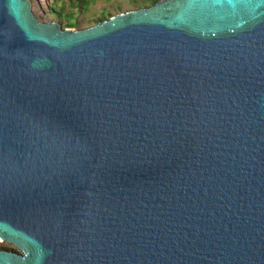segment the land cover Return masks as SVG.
I'll list each match as a JSON object with an SVG mask.
<instances>
[{"label":"water","instance_id":"1","mask_svg":"<svg viewBox=\"0 0 264 264\" xmlns=\"http://www.w3.org/2000/svg\"><path fill=\"white\" fill-rule=\"evenodd\" d=\"M0 240V264H264V0L79 30L0 0Z\"/></svg>","mask_w":264,"mask_h":264},{"label":"rangeland","instance_id":"2","mask_svg":"<svg viewBox=\"0 0 264 264\" xmlns=\"http://www.w3.org/2000/svg\"><path fill=\"white\" fill-rule=\"evenodd\" d=\"M77 0H30L33 14L40 22H56L61 28L79 30L97 24L100 17L104 20L127 11L136 10L152 5L153 0H89L88 3L78 11L75 6ZM61 12L58 15V12ZM73 13L77 19V25L68 27L69 20L66 14ZM102 22V21H101ZM1 248H11L17 251L14 246L0 240Z\"/></svg>","mask_w":264,"mask_h":264},{"label":"trees","instance_id":"3","mask_svg":"<svg viewBox=\"0 0 264 264\" xmlns=\"http://www.w3.org/2000/svg\"><path fill=\"white\" fill-rule=\"evenodd\" d=\"M88 1L89 0H77L76 1V4H75V6L77 7V9H78V11H81V9L84 7V9H85V6H86V4L88 3ZM158 0H153L152 1V4H154V3H156ZM60 11L58 12V15H60ZM62 15V14H61ZM60 15V16H61ZM66 17H68V21L66 22V25L68 26V27H73V26H75V25H77V19L74 17V14L73 13H68V14H66ZM98 21H104V19L102 18V17H100L99 18V20Z\"/></svg>","mask_w":264,"mask_h":264},{"label":"flooded vegetation","instance_id":"4","mask_svg":"<svg viewBox=\"0 0 264 264\" xmlns=\"http://www.w3.org/2000/svg\"><path fill=\"white\" fill-rule=\"evenodd\" d=\"M1 249L8 250V251H10V250L14 251V249H11V248H1Z\"/></svg>","mask_w":264,"mask_h":264}]
</instances>
